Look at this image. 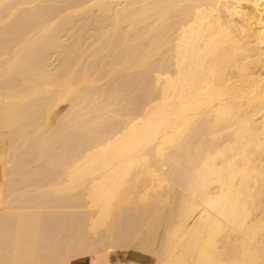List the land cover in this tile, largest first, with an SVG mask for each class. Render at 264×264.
<instances>
[{"label": "bare ground", "instance_id": "bare-ground-1", "mask_svg": "<svg viewBox=\"0 0 264 264\" xmlns=\"http://www.w3.org/2000/svg\"><path fill=\"white\" fill-rule=\"evenodd\" d=\"M0 264H264V0H0Z\"/></svg>", "mask_w": 264, "mask_h": 264}, {"label": "rangeland", "instance_id": "rangeland-1", "mask_svg": "<svg viewBox=\"0 0 264 264\" xmlns=\"http://www.w3.org/2000/svg\"><path fill=\"white\" fill-rule=\"evenodd\" d=\"M132 250H129V251L125 252V253H122V258L124 259V261L129 258Z\"/></svg>", "mask_w": 264, "mask_h": 264}]
</instances>
